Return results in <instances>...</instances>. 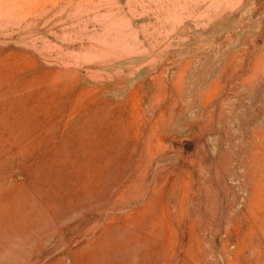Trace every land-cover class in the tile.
Returning a JSON list of instances; mask_svg holds the SVG:
<instances>
[{
	"label": "rangeland",
	"instance_id": "1",
	"mask_svg": "<svg viewBox=\"0 0 264 264\" xmlns=\"http://www.w3.org/2000/svg\"><path fill=\"white\" fill-rule=\"evenodd\" d=\"M0 264H264V0H0Z\"/></svg>",
	"mask_w": 264,
	"mask_h": 264
},
{
	"label": "bare ground",
	"instance_id": "2",
	"mask_svg": "<svg viewBox=\"0 0 264 264\" xmlns=\"http://www.w3.org/2000/svg\"><path fill=\"white\" fill-rule=\"evenodd\" d=\"M34 145H35V143L34 142H31V143H29V147L30 148H27V149H25L28 153H26V154H30L31 152H30V150L32 149V148H34ZM60 162H62L63 164H64V160H61ZM68 164V163H67Z\"/></svg>",
	"mask_w": 264,
	"mask_h": 264
}]
</instances>
